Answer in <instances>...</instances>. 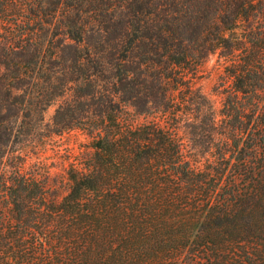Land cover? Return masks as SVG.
Here are the masks:
<instances>
[{
  "label": "trees",
  "instance_id": "16d2710c",
  "mask_svg": "<svg viewBox=\"0 0 264 264\" xmlns=\"http://www.w3.org/2000/svg\"><path fill=\"white\" fill-rule=\"evenodd\" d=\"M0 264H264V0H0Z\"/></svg>",
  "mask_w": 264,
  "mask_h": 264
},
{
  "label": "rangeland",
  "instance_id": "374dc122",
  "mask_svg": "<svg viewBox=\"0 0 264 264\" xmlns=\"http://www.w3.org/2000/svg\"><path fill=\"white\" fill-rule=\"evenodd\" d=\"M220 73V67L215 61L214 57L209 58L202 66L200 76L197 79V85L207 94H210L212 98H215V95L213 94V86L217 82L218 75ZM54 109V105L49 106L44 111V118L48 119ZM132 119L134 122H142L144 119L141 115L132 114ZM75 134V135H73ZM61 141V142H60ZM84 141V138L82 135L76 134L72 132L70 135L64 134L62 138L58 141V144L61 147V152L64 150L66 145H69L72 147L73 151H77L78 147L80 146V143ZM49 158L52 159V161L56 160L53 158L52 152H48ZM51 174L54 176V183L57 186V191L62 192L64 190V184L60 177L59 170H58V164L53 163V167L50 168Z\"/></svg>",
  "mask_w": 264,
  "mask_h": 264
}]
</instances>
